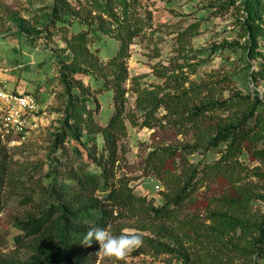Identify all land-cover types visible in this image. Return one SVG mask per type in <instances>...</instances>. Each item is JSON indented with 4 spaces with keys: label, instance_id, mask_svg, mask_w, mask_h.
<instances>
[{
    "label": "trees",
    "instance_id": "obj_1",
    "mask_svg": "<svg viewBox=\"0 0 264 264\" xmlns=\"http://www.w3.org/2000/svg\"><path fill=\"white\" fill-rule=\"evenodd\" d=\"M55 2L58 21L62 22L65 15L86 29L63 36L70 60L61 64L60 72L63 79H69L63 81L68 101L63 129L55 135L53 145L64 152V141L70 137L84 146L85 157L79 162L70 157L68 162L55 159V168L64 169L61 180H54L47 187L52 201L39 204L36 215L18 222L21 234L15 241L27 250L28 257L15 264H89L90 250L98 246L95 241L90 247L81 243L89 228L110 225L112 233L120 235L115 221L126 216L138 218L142 224L148 222L152 233L141 234L143 245L134 251L136 255L153 250L152 254H173L185 262L205 264L208 244L225 245V237L236 239L238 252L250 248L260 251V246L264 247V219L248 210L253 194L249 184L234 183L235 196L218 199L217 205L208 208L207 224L187 220L188 229L178 227L175 232L169 223L177 221L203 176L216 177L223 172L231 180V176L242 174L244 168L238 159L244 150L259 161L264 160V113L257 109L261 99L238 93L224 98L225 79L208 77L188 82L185 76L170 75V69L162 67L155 69L154 75L162 79L163 86L134 87L133 109L128 108L126 94L130 88L125 87V82L130 46L151 28L150 14L142 13L138 0H94L90 6L72 5L68 0ZM236 2L218 0L214 4L227 9ZM239 4L246 19L254 20L258 1L241 0ZM93 31L106 33L117 41L115 53L105 63L99 60L96 49H89ZM76 74L101 79V85L93 88ZM103 91H111L113 107L105 124L95 118L99 110L96 95ZM128 123L148 129L167 125L190 134V142L154 147L144 158V170L159 180L163 176L166 192H162L161 205L136 195L129 179L117 176L120 139L127 136ZM209 150H215L218 158L199 166L188 162L187 155ZM177 156L179 160L174 163ZM170 159L178 169L173 172L172 181L168 178L170 172L164 169ZM12 164V157L0 140V210L3 187L13 179ZM90 166L94 169L90 170ZM197 243L202 244L200 249ZM217 257L216 253L211 254L214 260Z\"/></svg>",
    "mask_w": 264,
    "mask_h": 264
},
{
    "label": "rangeland",
    "instance_id": "obj_2",
    "mask_svg": "<svg viewBox=\"0 0 264 264\" xmlns=\"http://www.w3.org/2000/svg\"><path fill=\"white\" fill-rule=\"evenodd\" d=\"M68 1L72 5L90 6L94 0ZM138 1L142 13L150 14L152 24L130 46L125 82V87L130 88L126 94L128 108L133 109L134 87L163 86L154 70L168 67L170 75L185 76L188 82L208 77L225 79L224 98L236 93L259 97L261 105L257 109L264 113V0H257L259 10L254 20L246 19V12L239 4L241 0L227 9L215 6L218 0ZM55 6V0H0V82L6 84L8 90L34 96V117L39 123L37 131L32 132L26 141L5 146L13 160L11 174L14 180H8L2 192L0 264L27 260V250L15 241V237L21 234L17 224L27 216L36 215L39 204L52 201L47 187L54 180L60 181L64 172L62 168H55V159L68 162L70 157L79 162L85 157L84 146L70 137L64 141L65 153L53 145L55 135L63 129L68 101L63 81L69 79H63L60 72L61 64L70 60V53L64 49L63 36L86 29L65 15H62V22L58 21ZM249 26L250 31L247 30ZM90 35L93 42L89 49H96L99 60L105 63L115 53L117 41L100 31L90 32ZM76 77L93 88L101 85V79L95 80L92 76L76 74ZM96 97L99 110L95 118L105 124L113 110L111 91H103ZM89 106L93 107V103L90 102ZM190 139L189 133L167 125L148 129L128 123L127 136L120 139L117 176L128 178L136 195L152 200L154 205H161L162 192H166L163 176L159 180L144 170V158L154 147L182 146ZM97 142L101 143L99 137ZM218 156L215 150H209L189 154L187 160L199 166ZM178 160L179 156L173 161L177 163ZM238 161L244 170L242 174H235L236 180L234 175L229 180L223 172L216 177L203 176L190 200L181 208L177 221L169 223L175 232L178 227L188 229L187 220L207 224L208 208L217 205L218 199L235 196L234 183L250 185L253 194L248 210L264 219V160L259 161L244 150ZM93 169L90 166V170ZM164 169L170 172L168 178L172 181V174L178 169L171 159ZM115 227L121 232L136 229L143 235H152L148 222L142 224L140 219L130 216L116 220ZM236 242L234 238L225 237V245L209 243L205 264H264V247L260 246V251L250 248L238 252ZM201 246L196 245L198 249ZM98 248L90 250L89 264H193L173 254H152L153 250L136 255L137 248L123 260H116L98 253ZM215 253L217 260L211 258Z\"/></svg>",
    "mask_w": 264,
    "mask_h": 264
},
{
    "label": "built area",
    "instance_id": "obj_3",
    "mask_svg": "<svg viewBox=\"0 0 264 264\" xmlns=\"http://www.w3.org/2000/svg\"><path fill=\"white\" fill-rule=\"evenodd\" d=\"M0 140L4 146L21 144L39 128L32 94L13 92L0 82Z\"/></svg>",
    "mask_w": 264,
    "mask_h": 264
},
{
    "label": "clouds",
    "instance_id": "obj_4",
    "mask_svg": "<svg viewBox=\"0 0 264 264\" xmlns=\"http://www.w3.org/2000/svg\"><path fill=\"white\" fill-rule=\"evenodd\" d=\"M95 241L98 253L108 258L123 260L131 251L143 245V237L136 229H124L120 235H114L111 226L89 228L81 243L90 247Z\"/></svg>",
    "mask_w": 264,
    "mask_h": 264
}]
</instances>
